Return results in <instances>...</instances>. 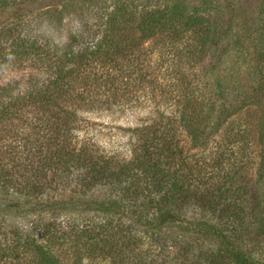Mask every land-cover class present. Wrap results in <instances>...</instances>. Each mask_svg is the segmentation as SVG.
<instances>
[{
    "label": "trees",
    "instance_id": "trees-1",
    "mask_svg": "<svg viewBox=\"0 0 264 264\" xmlns=\"http://www.w3.org/2000/svg\"><path fill=\"white\" fill-rule=\"evenodd\" d=\"M81 1L93 4L99 0ZM105 1L97 12L101 28L96 31L83 25L84 30H78L67 43L43 42L24 30L26 22L18 16L3 29L11 40L0 49V63L11 55H31L46 61L52 72L41 87H30L20 97L0 99V129L5 118L33 101L54 108V113L34 127L38 131L24 153L9 150L10 145L0 146V264H70L65 257L71 264H264V256H254L237 245L243 227L238 220L244 208L237 209L235 204L220 208V197L230 192L228 187H217V196L212 173L207 178L213 180L202 184L197 177L190 179L181 172L177 178L171 172L178 128L197 145L204 139L206 146L213 130L225 127L243 109L248 114L254 105L263 117L257 127L259 140H264V8L259 12L261 29L251 60V78L257 80L254 89L252 85L249 92L241 93L234 106L215 110L210 105L201 124L188 117L191 112L187 115L186 110L196 103L193 95L202 83L184 81L181 90L186 92V103L176 100L181 104L179 118L172 112L163 114L160 129L141 135L130 158L115 159L73 144L76 118L72 109L64 107L66 101L59 100L72 95L83 82L84 88L95 91L98 86L105 93L99 99L102 104L120 101L115 82L124 66H133L130 73L141 68L143 55L134 54L135 47L165 35L170 42L185 44L174 50V60L193 58L197 49L216 43L222 9L215 0H201L198 5L199 0L192 9L187 0ZM8 3L0 0V8ZM64 5L62 0L60 8ZM130 31L137 33L133 44L127 40ZM128 57L132 63L125 60ZM144 73L139 75L141 81L146 79ZM147 81L154 85V80ZM4 90L0 89L1 97ZM111 90L117 96L109 95ZM250 125L243 119L229 129L232 139L248 135ZM261 154L257 177L261 188L253 196L248 215L264 227V147ZM99 187H108L110 192L94 197L91 192ZM190 206L210 219H184L183 211Z\"/></svg>",
    "mask_w": 264,
    "mask_h": 264
},
{
    "label": "rangeland",
    "instance_id": "rangeland-1",
    "mask_svg": "<svg viewBox=\"0 0 264 264\" xmlns=\"http://www.w3.org/2000/svg\"><path fill=\"white\" fill-rule=\"evenodd\" d=\"M8 1L7 6L0 8V49L10 44L11 39L4 35L3 29L8 28V24L17 16L25 20L26 26L20 24V27H25L24 30H30L43 42L58 45L69 42L78 30L83 29V25L87 24L90 30L97 31L101 28L102 21L97 12H100V5L106 2L99 0L88 4L81 0H63L65 5L60 8L62 0ZM198 1L187 0L189 8H195ZM200 2L201 0L198 5ZM215 2L222 9V25L217 32L219 36L217 35L216 43L212 46L210 44L209 47L197 49L196 53L194 51L196 56L193 58L174 60V50L181 49L185 45L184 42H170L165 35L155 36L133 50L134 54L143 55L139 59L141 68L135 67L134 72L130 73L133 66H124V71L115 82V86L119 87L117 93L120 91V96L113 90L109 93L121 98L120 101L109 105L102 104L103 99L101 102L99 99L105 93L101 92V89L99 91L98 86L95 91L84 88L83 82L75 86L72 95L59 100L66 101L64 107L74 112L76 128L72 134L75 146H88L96 155L112 156L115 159L130 158L133 148L140 144L141 135H149L160 129L163 114L169 115L172 112L174 117L179 118L178 110L181 109V104L177 101L186 103V92L181 90L184 81L202 83L193 95L196 103L188 112L186 110L187 115L191 112L188 117L199 123L201 117L207 114L210 105L215 107V110L223 106H234L236 101L241 99V93L249 92L252 85V90L254 89L257 80L254 77L252 81L251 78V60L254 39L261 29L262 16L259 12L264 8V0ZM136 35L137 33L130 31L127 40L133 44ZM7 58L0 63V89H5L2 92L4 96H0V99L5 101L24 95L30 87H41L42 80L52 72L48 63L36 56L11 55ZM125 60H131V63L133 61L129 57ZM143 72L146 79L141 81L139 75ZM148 79L154 80V85H151ZM80 92L81 96H76ZM47 106L44 108L33 101L18 113L5 118L0 129V146L10 145L9 150L24 153L35 137L37 128L34 127L42 120L47 121L54 113V108ZM256 108L253 105L248 108V114L244 115L246 110L243 109L240 113L232 115L225 127L213 130L215 132L210 134L206 146H203L204 139L201 145H197L184 129L178 128L173 137L177 155L171 172L177 178L181 176V172L186 173L190 179L197 177L196 181L199 183L207 180L209 173H212L216 183L213 193L217 196L219 187H228L230 192L220 197V208H227L228 204H235L237 209L244 208V215L238 220L243 227L239 232L237 245L247 253L262 257L264 227L256 225V219H251L248 215L254 203L253 196H256L261 188L257 177L264 140H259L257 122L263 117ZM239 115L241 116L238 117ZM243 119L250 122V132L243 138L238 136L237 141L233 140L229 129H235ZM134 128H139L142 132H135ZM226 128L227 132H224ZM213 179L210 177L208 181ZM107 192H110V188L99 187L91 193L94 197L101 198ZM240 203L242 206L239 207ZM183 216L184 219L190 220L201 219L203 215L190 206L184 209ZM203 217L210 219L209 215ZM64 259L66 263L71 264L69 258Z\"/></svg>",
    "mask_w": 264,
    "mask_h": 264
}]
</instances>
